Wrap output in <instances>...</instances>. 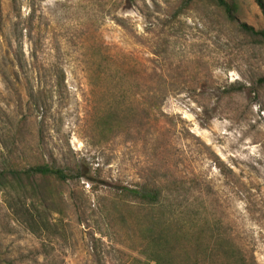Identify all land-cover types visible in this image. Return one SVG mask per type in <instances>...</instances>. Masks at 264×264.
<instances>
[{"label":"rangeland","instance_id":"1","mask_svg":"<svg viewBox=\"0 0 264 264\" xmlns=\"http://www.w3.org/2000/svg\"><path fill=\"white\" fill-rule=\"evenodd\" d=\"M182 1L0 0V162L43 154L87 174L54 186L50 212L34 201L28 224L0 191L4 264H236L223 240L240 264H264V44ZM238 2L261 27L254 1ZM152 180L189 221L171 246L150 243L145 209L116 197Z\"/></svg>","mask_w":264,"mask_h":264},{"label":"trees","instance_id":"2","mask_svg":"<svg viewBox=\"0 0 264 264\" xmlns=\"http://www.w3.org/2000/svg\"><path fill=\"white\" fill-rule=\"evenodd\" d=\"M261 14L263 25L256 27L249 24L239 17L240 3L238 0H183L181 7L188 8L195 2H206L220 10L225 19L234 25L236 30L251 43L264 44V0H253ZM53 77L55 85L59 86L64 83L65 72L61 67H53ZM258 89H264V76L257 77L254 81ZM242 88H226L223 93L231 94L239 92ZM159 89L152 85H148L146 90V98L153 103L162 101L157 99ZM32 96V92L30 94ZM36 104V103H35ZM154 105L149 104L147 109L153 111ZM105 123H110L107 119ZM87 177V174L80 172L78 166H65L57 163L55 160H46L41 154L35 162L30 164H22L18 159L12 158L10 155L5 156L0 162V191L5 193L9 198L10 208L15 214H21L24 223H29L32 216V208L34 201L42 206L44 212H50L55 203V185L73 182L75 179ZM168 186L162 184L161 180H152L144 182L137 188L122 187L116 195L121 200L127 199L131 202L140 204L145 209L146 238L150 243L157 245L169 244V237L174 236V241L178 242L181 238L188 235L187 223L185 221L176 222L175 216L177 212L170 209L172 201L176 199V194L170 193ZM175 215V216H174ZM219 250L229 260L233 259L236 264H240V260L236 259L235 252L229 242L223 240L217 242ZM169 244L168 246H171ZM0 264L4 261L0 258Z\"/></svg>","mask_w":264,"mask_h":264}]
</instances>
